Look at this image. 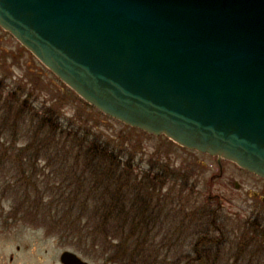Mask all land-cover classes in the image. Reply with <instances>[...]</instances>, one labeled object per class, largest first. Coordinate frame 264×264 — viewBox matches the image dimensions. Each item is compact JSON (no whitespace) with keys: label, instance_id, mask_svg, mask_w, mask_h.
I'll return each instance as SVG.
<instances>
[{"label":"water","instance_id":"water-1","mask_svg":"<svg viewBox=\"0 0 264 264\" xmlns=\"http://www.w3.org/2000/svg\"><path fill=\"white\" fill-rule=\"evenodd\" d=\"M0 27L105 115L264 178V0H0Z\"/></svg>","mask_w":264,"mask_h":264},{"label":"rangeland","instance_id":"rangeland-1","mask_svg":"<svg viewBox=\"0 0 264 264\" xmlns=\"http://www.w3.org/2000/svg\"><path fill=\"white\" fill-rule=\"evenodd\" d=\"M0 83L1 99L9 100L6 105H19L18 98L28 96L31 108L53 109L64 132H77L80 138L89 140L108 141L110 147L121 152L123 159L132 161L135 172L153 174L167 166L168 170L179 175L175 177L173 174L164 187L156 190L163 196L170 195L166 208L167 211L172 210L173 216L167 222L161 220L157 223L147 237L143 258L149 262L173 264L178 253L191 249L190 241L199 228H185L186 221L182 229L177 225L183 222L182 219L191 218L194 208L198 211L210 204V209H215L217 217L225 222L229 236L227 242L232 245H237L241 233L247 230L248 219H257L264 225V204L261 201L264 194L259 192L256 198L247 194V190L253 188L255 178L238 172L224 158L188 149L165 135H154L105 115L78 96L1 27ZM32 117V110L25 107L18 120L24 119L26 126L22 125L20 139L15 149L5 154V164L0 170V261L6 262L8 254L15 253L13 264H61V252L71 250L89 264H122L107 261L111 253L105 252L98 244L93 245L89 239L82 241L78 235L61 237L59 231L43 225L41 213L47 212L43 203L50 198L67 197L73 190L63 193L72 179L63 181L73 176L70 165L67 166L61 158L63 151L52 149L37 160L44 206L35 214V199L41 193L36 194L29 182L30 161L16 157L20 153L19 148L25 146L31 137L34 128ZM8 133L4 130L0 133V155L4 152L1 148ZM59 135L64 137L66 134ZM22 165L26 172H23ZM231 178L242 183L241 189L230 184ZM47 184H50L48 191H44ZM16 245L21 246L19 252L15 250Z\"/></svg>","mask_w":264,"mask_h":264},{"label":"trees","instance_id":"trees-1","mask_svg":"<svg viewBox=\"0 0 264 264\" xmlns=\"http://www.w3.org/2000/svg\"><path fill=\"white\" fill-rule=\"evenodd\" d=\"M10 94L12 97L13 93ZM1 101L0 133L3 130L9 133L1 148L4 152L0 155V170L5 164V154L15 149L20 139L22 125L26 126L24 119L18 120L23 109L28 107L33 113V132L27 144L19 148L20 153L16 157L30 161L31 187L36 194L41 193L35 199V214L44 206L43 191L38 183L41 179L37 160L44 153L56 149L64 152L61 158L67 166L70 165L73 176L66 177L63 182L72 181L63 193L73 189L72 195L67 194V197L57 200L50 198L43 203L47 206L46 214L41 213L43 225L59 231L61 237L78 235L82 241L89 239L93 245L102 246L105 252L111 253L107 261L153 264L143 258L147 237L157 223L169 221L172 215V210L167 211L166 208L170 195L163 196L156 190L164 187L174 173L167 166L153 174L135 172L132 161L123 159L121 152L110 147L108 141L89 140L80 138L77 132H64L57 113L53 109L42 111L31 108L28 96L18 98L19 105H6L9 100L0 97ZM22 166L23 172H26L25 166ZM174 175L176 177L177 174ZM210 206L200 207L198 211L194 208L191 218L182 219L183 222L177 225L178 229H182L186 221L185 228L194 226L199 230L190 241L191 249L178 253L173 264H264V225L257 219H248L247 230L241 233L237 245H232L227 242L229 236L225 222ZM154 264L165 263L155 261Z\"/></svg>","mask_w":264,"mask_h":264},{"label":"flooded vegetation","instance_id":"flooded-vegetation-1","mask_svg":"<svg viewBox=\"0 0 264 264\" xmlns=\"http://www.w3.org/2000/svg\"><path fill=\"white\" fill-rule=\"evenodd\" d=\"M226 162L228 163H231L233 165V167H235V169L240 172V173H243V174H246V175H250L252 176L253 178H255L256 180L253 182V188L251 190H247V194H252L253 195V198H256L258 196V193L259 192H262L264 194V178L263 177H260L254 173H251L241 167H239L238 165H236L234 162L232 161H229V160H226ZM222 171L220 170V173ZM29 182L32 184V180L30 179ZM230 184L235 188V189H241V186H242V183L241 182H238L235 178H231L230 179ZM261 201L262 203L264 204V196L261 197ZM15 250L16 252H19L21 250V246L19 245H16L15 246ZM16 258V255L15 253H9L8 254V260L4 263H2V261H0V264H13L14 260ZM0 260H1V257H0Z\"/></svg>","mask_w":264,"mask_h":264}]
</instances>
